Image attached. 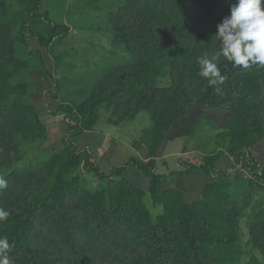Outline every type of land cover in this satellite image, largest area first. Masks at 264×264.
Here are the masks:
<instances>
[{"label": "trees", "instance_id": "16d2710c", "mask_svg": "<svg viewBox=\"0 0 264 264\" xmlns=\"http://www.w3.org/2000/svg\"><path fill=\"white\" fill-rule=\"evenodd\" d=\"M88 1L97 10L108 4ZM13 2L50 27L47 35H35L24 21L18 28L24 39L35 38L49 52L70 31L41 11L42 0H0V174L7 181L0 207L10 213L0 223V236L14 244L13 264H264L258 256H264V206L253 196L255 189L264 190V161L250 151L264 137V68L234 67L221 54L215 62L226 77L222 84L209 86L199 75L198 59L220 52L217 25L236 0H109L113 41L124 46L129 61L101 76L85 99L61 102L67 121L63 151L20 168L13 166L24 151L38 149L46 128L26 84L15 78L28 62L16 57L15 33L5 21ZM166 74L169 83L160 85ZM195 105L216 125L218 147L200 162L181 163L180 176L197 168L210 176L197 200L187 201L180 188L165 187L155 165L136 156L103 171L75 141L95 126L102 109L113 125L145 111L152 123L130 143L144 145L146 157L153 158L172 125ZM208 108L224 113L221 123L208 117ZM227 154L235 165L228 170L217 165ZM78 167L92 173L99 187L83 186L74 173ZM130 167L149 179L151 200L161 206L154 221L144 203L146 191L123 174ZM235 167L251 173L240 196L233 189ZM249 208L246 250L239 224Z\"/></svg>", "mask_w": 264, "mask_h": 264}, {"label": "crops", "instance_id": "0c3cea01", "mask_svg": "<svg viewBox=\"0 0 264 264\" xmlns=\"http://www.w3.org/2000/svg\"><path fill=\"white\" fill-rule=\"evenodd\" d=\"M71 3H75L72 10L70 9L71 3L69 0H42L41 11H46L49 18L54 23H64L70 26L69 34L57 40L56 43H62L69 38H74L68 43L71 46H76V43H83L85 38H78L74 35V25L71 24L70 18H82L86 17L87 11L103 12L105 10H97L94 8L77 7L76 2L80 4V0H70ZM70 14V16H69ZM107 24L108 19L106 20ZM37 18L31 17L30 23L37 24ZM36 31V30H35ZM34 32L35 35H47L50 31V27H46L42 32ZM38 31V30H37ZM16 47V57L21 60H26L28 66L18 70L15 78L18 81L24 82L27 86V97L34 105L40 120L43 122L46 128V138L42 141L38 149H34L37 152H44L46 157L53 151L61 153L64 148V136L66 134L67 121L62 111H60L61 102L75 101V98H71L57 91L56 80H58L59 73L55 71L56 63L54 54L49 52L48 48L38 44L37 40L33 37H22L20 30L14 37ZM114 42V41H113ZM101 42L96 41V47H100ZM54 45V44H53ZM40 51L44 64L51 74H48L42 67L39 61V56L34 59L33 54L35 51ZM112 50L107 49L102 53L101 51L95 52L92 60H88V63H80L83 69L87 71H98L112 69L116 63L120 60L111 62L108 64V58L112 54ZM36 60V61H35ZM87 60V58H86ZM65 68V65L62 67ZM61 72V71H60ZM96 82V81H95ZM91 90L89 91L90 94ZM87 94V95H89ZM77 97V96H75ZM85 99V98H84ZM83 100V99H82ZM81 101V100H80ZM78 101V102H80ZM205 109H202L203 112ZM189 112V111H188ZM187 112V113H188ZM200 112V116H201ZM187 115V114H186ZM109 114L103 121V125H98V121L95 126L90 130H85L78 135L75 140L77 146L80 149H86L90 155L91 160L96 163L103 171L109 170L112 166H118L128 160L131 156H136L143 159L146 163H153L156 171L163 175V184L167 188H180L184 191L187 201L197 200L201 197V192L204 184L210 181V176L205 174L200 168L194 169L188 174L179 175V170L183 169V158L181 154L183 152H191L192 158L188 159L192 163L200 162L209 153H214L218 147L215 145L214 138L213 143L215 148L207 151L204 148L195 146L193 141V134L191 132L192 125H185L183 121L181 123H174L166 135L165 140L159 150L156 157L147 158V149L144 145L139 148H134L130 141L132 137L122 136L119 134L124 127L128 126L132 120L126 121L119 125L110 124L107 119ZM137 117V116H136ZM142 132V131H141ZM214 136V134H213ZM207 147H211L210 144ZM252 155L258 162L264 161V137L263 139L250 148ZM217 165L226 170L231 169L234 165L232 156L225 155L223 159L217 162ZM81 169V168H80ZM80 176V180L83 186L88 187L89 183L94 179V175L90 172L83 171L77 173ZM124 176L130 181L138 184L143 190L149 188V179L135 167L127 168L124 171ZM129 174L131 176H129ZM251 179V173L246 167H235L232 172L233 186L238 188H244L248 181ZM246 184H243V183ZM241 186V187H239ZM264 190L261 188L255 189L253 196L255 199L261 198L264 206Z\"/></svg>", "mask_w": 264, "mask_h": 264}, {"label": "rangeland", "instance_id": "374dc122", "mask_svg": "<svg viewBox=\"0 0 264 264\" xmlns=\"http://www.w3.org/2000/svg\"><path fill=\"white\" fill-rule=\"evenodd\" d=\"M76 1V0H75ZM108 4L105 5L103 8V12L97 11H87L86 17L74 18L73 16L70 18L71 24L74 25V35L78 38H85L83 43H76V46H71L68 43L74 38V36H69L66 41L62 43H56L51 47L52 54L55 56V63L56 69L55 71L59 73L58 80H56L57 84V91L59 90L62 94H65L68 97L75 98V101H80L86 98L89 94V91L92 90L95 81H97L101 76L108 73L111 69L98 70V71H87V69H83L81 66V62L87 64L88 60L93 59V55L95 52L101 51L104 53L105 50L110 49L114 52L110 54V58H108V64L116 60L119 63L117 65L125 64L129 61V58L123 54L124 46L120 44H115L113 42V29L110 24H107L108 14L107 10H111L114 8V5L109 3V0H104ZM71 3V1L69 0ZM74 2L71 3L70 9L74 7ZM77 7H85V8H92L90 6V2L88 0H80V4L76 2ZM70 16V14H69ZM31 16L27 11L23 9V7L16 2H13L9 6V11L5 21L10 25L13 29V32L17 33L19 26L24 22H28L30 24L31 30L37 32H42V30L46 27V23L42 18H37V24L30 23ZM38 30V31H37ZM70 40V41H69ZM96 41L101 42L100 47H96ZM105 55V53L103 54ZM34 59L38 58V54H33ZM87 58V60H86ZM36 61V60H35ZM65 65V68L62 67ZM117 65H114L117 66ZM61 71V72H60ZM169 83L168 74H166L163 79L160 81V85H165ZM77 96V97H75ZM209 112L208 117L215 119L217 122L216 124L221 123L223 112L221 116L216 114L217 110H211L210 108L206 109ZM185 120L183 124L185 125H192L191 132L193 134V141L195 146L199 148H204L207 151L213 150L215 148L213 143V133L215 126L213 125L211 120L203 119L200 116L201 107L199 105H195L188 110ZM64 114V113H63ZM108 111L105 109L101 110L100 117L98 119V125H103V121L106 118ZM220 115V113H219ZM152 120L150 115L145 111H139L137 117L131 121V123L124 127L119 134L122 136H132V137H139L141 131L144 128H147L151 125ZM76 141V140H75ZM210 144L211 147H207ZM27 147L26 145H24ZM225 150H227L225 148ZM30 152V153H29ZM193 154H190L192 158ZM46 158V154L44 152H37V151H24L18 160L17 165H14V168H20L30 163H37L42 159ZM81 172V169L78 167L74 173ZM4 172L0 174V177L4 176ZM129 176H131L129 174ZM232 177V176H231ZM89 189H96L99 187L97 180L94 176L92 182L88 184ZM138 185V184H137ZM140 186V185H139ZM234 193L237 196H240L241 188L237 186H233ZM264 193V192H263ZM261 200V198H257ZM144 203L148 207L151 212V219L154 221L155 216L161 212V206L158 204H154L151 200L149 192L146 190V194L144 196ZM251 210L249 208L244 217L240 221L239 224V234L241 236L242 244L245 246L246 250H249L247 239H248V221L251 217ZM255 255H258L254 252ZM262 261L264 262V256L258 255ZM247 257V256H246ZM245 257V258H246ZM248 258V257H247ZM246 258V259H247Z\"/></svg>", "mask_w": 264, "mask_h": 264}, {"label": "clouds", "instance_id": "9594fccd", "mask_svg": "<svg viewBox=\"0 0 264 264\" xmlns=\"http://www.w3.org/2000/svg\"><path fill=\"white\" fill-rule=\"evenodd\" d=\"M221 43L220 52L212 58L202 56L198 59L199 75L209 86L222 84L226 77L221 74L215 62L223 55L234 67L245 69L252 65L264 68V0H236L230 7V15L217 25V34ZM7 187V181L0 177V190ZM9 211L0 207V223L7 221ZM10 244L6 237L0 236V264H13Z\"/></svg>", "mask_w": 264, "mask_h": 264}, {"label": "built area", "instance_id": "2783aa9c", "mask_svg": "<svg viewBox=\"0 0 264 264\" xmlns=\"http://www.w3.org/2000/svg\"><path fill=\"white\" fill-rule=\"evenodd\" d=\"M190 154H191V152H183L182 154H181V157L183 158V159H190L191 157H190Z\"/></svg>", "mask_w": 264, "mask_h": 264}]
</instances>
